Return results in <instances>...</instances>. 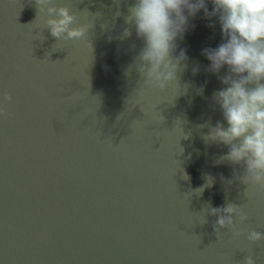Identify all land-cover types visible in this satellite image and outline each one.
Returning <instances> with one entry per match:
<instances>
[{
	"label": "water",
	"instance_id": "1",
	"mask_svg": "<svg viewBox=\"0 0 264 264\" xmlns=\"http://www.w3.org/2000/svg\"><path fill=\"white\" fill-rule=\"evenodd\" d=\"M56 3L99 13H79L93 22L85 39L41 33L35 0H0V104L13 97L0 118V264H241L249 252L264 264V242L218 237L210 215L200 224L209 203L231 202L250 218L241 231H264V191L246 196L244 169L218 164L228 148L199 127L222 121L213 93L224 86L201 54L222 43L217 20L190 18L174 53L187 68L161 93L124 74L143 47L134 28L116 39L134 0Z\"/></svg>",
	"mask_w": 264,
	"mask_h": 264
},
{
	"label": "clouds",
	"instance_id": "2",
	"mask_svg": "<svg viewBox=\"0 0 264 264\" xmlns=\"http://www.w3.org/2000/svg\"><path fill=\"white\" fill-rule=\"evenodd\" d=\"M208 3L212 5L211 11ZM35 4L38 13L31 24L39 15L44 16L43 25L36 28L41 33L47 29L57 42L85 39L93 22L81 24L79 13L86 11L94 20L99 16L87 9L77 12L67 5L57 6L56 0H35ZM201 11L204 18H215L220 26L222 43L216 48L203 49L201 54L209 61L207 71L217 75L224 86L213 93V103L219 107L222 121L200 125L208 128L202 138L206 144L228 148L217 160L218 164L227 162L244 169L243 175L234 172V177L247 186L246 196L250 190L264 191V0H134L125 18L127 27L116 39L131 38L134 28L143 47L124 74L130 77L135 69L143 79L141 85L161 93L179 85L177 72L182 65L187 68L188 57L183 49L174 55L177 41L189 29L190 18ZM208 26L215 27L211 23ZM41 33L34 34L33 39L43 41L45 37ZM225 68L226 74L220 75ZM197 72L198 65L193 68V73ZM199 92L203 93V87ZM12 101V95L6 93L0 104V118L9 117L7 105ZM211 181L205 187H210L212 178ZM203 190V187L197 189L195 194ZM202 213L201 225L208 223L209 215L216 218L213 231L218 237L227 229L234 237L246 236L252 244L264 242V231L252 229L245 233L239 229L238 225H245L250 219L244 206L226 202L222 207H213L209 203ZM241 264H257V256L249 252Z\"/></svg>",
	"mask_w": 264,
	"mask_h": 264
}]
</instances>
